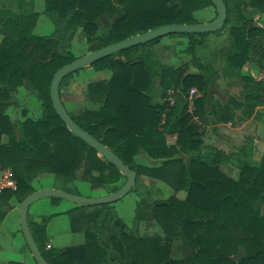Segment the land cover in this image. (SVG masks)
I'll list each match as a JSON object with an SVG mask.
<instances>
[{"label": "trees", "instance_id": "trees-1", "mask_svg": "<svg viewBox=\"0 0 264 264\" xmlns=\"http://www.w3.org/2000/svg\"><path fill=\"white\" fill-rule=\"evenodd\" d=\"M223 3L227 18L220 30L185 34L191 65L206 75L188 74L187 65L170 69L152 61L151 47L161 38L154 39L94 62L88 68L110 76L87 86L93 109L78 117L67 111L82 130L136 173L135 184L144 176L172 189V196L136 211L139 222L150 221L160 233H126V223L113 205H100L71 221L73 232L82 231L84 243L56 251L47 248L43 220L42 225L33 224L31 234L47 264H264V156L258 165L243 161L236 177H231L222 169L231 160L220 151H204L203 128L195 121L203 116L212 123L234 119V111L217 110L211 103L214 70L195 56L205 36L229 27L232 43L225 54L229 71L241 72L260 51L264 58V44L253 45L256 39L264 42V29L245 17L250 11L264 15V0ZM209 7L214 8L211 0H44L43 14L54 27L48 36L34 35L37 13L0 16L5 34L0 41V166L11 169L17 186L14 192L0 194V224L11 209L10 201L19 205L36 191L30 185L32 178L43 174L71 181L81 176L91 190H103V196L125 183L113 165L65 127L51 105L54 74L79 58L70 51L77 30L86 38L87 54L161 26L197 24L195 13ZM215 18L216 11L209 22ZM248 80L252 87L243 102L232 104L243 110L242 117L263 103L257 95L264 91V80ZM20 87L38 94L39 119L9 118L10 98ZM192 89L197 95L189 108ZM156 90L159 104L152 103ZM169 90L179 92L172 106L167 102ZM171 136L175 141L169 145ZM140 153L158 164L135 166ZM178 192L185 193L184 199L176 197ZM174 244L182 248L178 258L171 257Z\"/></svg>", "mask_w": 264, "mask_h": 264}, {"label": "rangeland", "instance_id": "rangeland-1", "mask_svg": "<svg viewBox=\"0 0 264 264\" xmlns=\"http://www.w3.org/2000/svg\"><path fill=\"white\" fill-rule=\"evenodd\" d=\"M44 12V0H0V16L4 14H29L37 13L38 20L34 29V35L48 36L53 30V24L43 14ZM196 20L201 23H208L215 16L214 8L209 7L205 10L195 13ZM264 26V22H258ZM198 24V23H197ZM227 31V30H226ZM225 31V32H226ZM5 34L0 30V41ZM216 35L209 34L203 38L204 43L198 46L195 50V56L203 64H209L213 70H223L226 62H224L223 55L227 50V35H222L219 39H216ZM189 40L185 34H176L164 36L161 42L153 47V59L159 64L178 67L183 63L189 62L191 56L187 54L186 49L188 47ZM88 45L86 38L80 29L74 35L71 42L70 51L74 57H81L86 54ZM118 56V55H116ZM253 69V68H251ZM195 72L191 68V64L187 63L186 72ZM254 71H258L254 68ZM251 70L252 73H255ZM110 76L109 72H95L91 68H85L80 70L79 73L74 74L72 77H66L60 85L61 99L66 111L73 114L75 117L81 116L86 110L93 109L94 105L87 99L86 91L87 86L99 81H106ZM247 76L243 74V77ZM225 77L216 79L213 86H211L212 95L219 96V101L225 104L227 101L222 95L221 89H224ZM244 79V78H243ZM223 80V82H222ZM241 83L244 87V92L249 88L247 81L243 80ZM226 88V86H225ZM240 90L239 96L241 98L243 88H236ZM195 90V89H194ZM242 92V93H241ZM241 94V95H240ZM197 95L196 91L194 96ZM194 96L188 101L189 108ZM239 96L235 97L239 100ZM264 100V95L263 97ZM153 103H158L160 98V91L156 90L153 95ZM189 99V96H188ZM226 101V102H225ZM241 101L243 99L241 98ZM9 109L7 114L12 122H21L25 118L37 120L41 115V101L38 99L36 92L30 93L26 88L20 87L12 94L9 101ZM191 110V109H189ZM243 112L242 109H239ZM255 111V110H254ZM247 115V112L245 113ZM260 115V116H258ZM251 116V115H250ZM235 117L231 123L235 124ZM240 118V117H238ZM204 122L200 123V121ZM242 119V118H241ZM198 123L203 127V143L205 145L212 144L215 141L214 135L209 134L207 127H216L218 125H226L227 123H212L213 119L206 120L205 117L196 118ZM238 121V119H236ZM255 122L250 123L249 129H253V134L261 139L262 150L256 149L255 155L250 153L251 160H232V164L222 166L223 171L228 175L234 176L237 173V169L243 161H247L249 164L258 165L260 158L264 156V119L261 116V110L256 115ZM236 125H231L227 128L233 129ZM262 126V128H261ZM243 135V134H242ZM241 136V135H240ZM175 136L167 137V143L173 144ZM1 142H6V138L2 137ZM244 145L245 141L243 137H237L234 139L226 138V144L228 154H237L235 151L239 144ZM234 144V145H233ZM212 146V145H211ZM249 153V151H246ZM262 154V156H261ZM261 156V157H260ZM255 159V160H253ZM135 166L151 167L157 165L158 162L147 158L144 154L140 153L135 159ZM32 189H58L69 194L85 197V198H98L102 197L104 192L101 189L91 190L90 186L85 183L81 176L76 180L63 178L60 176H54L49 174H43L32 178L30 181ZM125 197L119 201L112 203L117 215L126 223V233L148 236L151 235L157 228L151 226L150 221H138L137 212L145 210V205L149 206L156 199H167L174 193L172 189L166 184L153 180L144 176H141L137 183ZM176 196L183 199L185 194L182 192L176 193ZM55 199V200H53ZM11 209L6 213L3 221L0 224V264H7L8 262H19L21 264H36L31 256V253L26 245L25 239L18 220L19 205L15 200L10 201ZM5 207L2 208V210ZM94 207L82 206L79 207L71 202L57 199V198H43L30 205L28 210V224L30 231L34 232V225H42L43 220L46 221L45 231L47 236V248L52 250H63L68 247L81 245L84 243V235L82 231L73 232L71 228V221H78V218L84 214L95 210ZM158 230V229H157ZM160 233V231L158 230ZM182 248L177 244H174L171 249V257L178 258L181 256Z\"/></svg>", "mask_w": 264, "mask_h": 264}, {"label": "water", "instance_id": "water-1", "mask_svg": "<svg viewBox=\"0 0 264 264\" xmlns=\"http://www.w3.org/2000/svg\"><path fill=\"white\" fill-rule=\"evenodd\" d=\"M215 11V20L208 23H198L194 25L171 24L158 27L137 35L130 39L112 44L100 50L87 53L77 58L72 63L60 68L53 76L49 87V97L53 110L65 127L76 137L94 149L99 157L104 158L107 162L113 165L118 172L125 178L124 185L116 192L98 198H85L73 194L66 193L58 189H39L26 196L19 204L18 220L25 239L26 245L31 253L36 264H47L41 256L34 239L32 237L28 224V210L31 204L43 198H57L71 202L77 206H100L115 203L125 197L134 187L136 181V173L127 167L117 156H115L107 147L82 130L68 115L59 96V86L62 80L78 71L90 67L94 62L111 56L115 53L127 50L129 48L146 44L154 39H159L168 35L176 34H205L214 33L220 30L227 18V11L223 0H211Z\"/></svg>", "mask_w": 264, "mask_h": 264}, {"label": "crops", "instance_id": "crops-1", "mask_svg": "<svg viewBox=\"0 0 264 264\" xmlns=\"http://www.w3.org/2000/svg\"><path fill=\"white\" fill-rule=\"evenodd\" d=\"M245 17H247V19H252L255 27H258L259 29H264V26H262L261 23H258L260 21L264 22V15L263 14H258V13H255L253 11H250L248 14H245ZM225 33L227 35V47L228 48L223 55L224 62H226L225 54L229 51L230 44L232 43V38L229 35V27H226L220 34H212V35H216L215 36L216 39H219ZM161 39L158 43H156L155 45H153L151 47V60L152 61H154L152 49L154 46H156L157 44H159L161 42ZM203 43H204V40H203ZM260 44H264V42H262V40H260V39H256L253 42V45L258 46V47L260 46ZM196 48H195V50H196ZM261 56H262L261 51H260V53L255 54L252 57V59L243 66L241 72L227 70L226 64H225V67L223 68V70H221V72L219 70L218 71L214 70V75H213L212 80L210 82L211 84H210V89H209V97H210L211 103L217 110L224 109L225 107H228L232 112L234 111L233 112L234 118L237 117L236 119H238V121L235 119V122H236L235 124L228 122L226 125L222 124V125H218L216 127H207L206 131L208 130L210 136L214 135L215 138H217V139H214L215 141H212V144H210V145H205L203 143L205 152L212 153V152L220 151L227 157L228 160H231V162H232V160H237V159L251 160L250 159L251 158L250 153H252V151H253V154L255 155L256 149L262 147V144H260L261 139L259 140L258 137L255 136V134H253V129H249L250 128L249 124L250 123H258V122H255V118H256V115L258 114V111H260V110H261V116H263V119H264V100H263V98H261L264 95V91L261 90L257 95V96H259V98L262 100L261 102H263V103H260L258 106L255 107V109H254L255 111L253 110L252 113L250 114L251 116L249 115L246 117H242V114L239 111V109L234 108L232 105L234 102H236V103L243 102V101H241V98L245 95L247 90L252 87V85L248 79L254 80V82H259L261 80H264V58H261ZM154 62L157 63L156 61H154ZM187 63H190V61L183 63L182 65H180L178 67L166 66V65L159 64V63H157V64L164 66V67H167V68H170V69H176V68H179L183 65H187ZM191 68L194 69L195 72H188L187 71L188 74H204V75H206L205 72H202V71L194 68L192 65H191ZM251 68H253V69H251ZM254 68L257 69L258 71H254ZM251 70L254 71L255 73H252ZM243 74H246L247 76L243 77ZM223 76L225 77L224 78L225 79V82H224L225 85H224V89L222 88L221 91H222L223 97L227 101V102L225 101L226 102L225 104H222L221 101L217 100V99H219V96L212 95V91H211V86L214 85L216 79L221 78ZM243 80H246L247 85L249 86V88L245 92H244V87H243V85L245 83L243 85L241 84V83H243L242 82ZM222 82H223V80H222ZM225 86H226V88H225ZM237 87H239L240 89H241V87L243 88L244 93L242 94L241 98L239 96L240 90H237L236 89ZM237 96H239V98H240L239 100H237L235 98ZM160 102L161 101L159 99L158 103L157 102L153 103V99H152L153 104H159ZM258 116H260V115H258ZM203 117H205L206 120L210 119L209 117H206V116H203ZM238 117H240V118H238ZM202 122H204L203 119H202V121H200V123H202ZM236 124H238V125L235 126L233 129L227 128V126L230 127L231 125H236ZM201 127L203 128L204 126H201ZM261 128H262V126H261ZM237 137H243L244 138V141H245L244 145L240 142L241 144H239V147H237V149H235V151L239 150L238 155L237 154L236 155L235 154H228L226 149L229 146L226 144V138L234 139ZM202 140H203V138H202ZM260 149L262 150V148H260ZM247 150L249 151V153L246 152ZM261 156H262V154H261ZM253 160H255V159H253ZM231 177H236V175L231 176ZM182 193H184V192H182ZM153 228H156V227H153ZM154 233H159V232L156 229V231H154L151 235H153ZM151 235L149 234L148 236H151Z\"/></svg>", "mask_w": 264, "mask_h": 264}, {"label": "built area", "instance_id": "built-area-1", "mask_svg": "<svg viewBox=\"0 0 264 264\" xmlns=\"http://www.w3.org/2000/svg\"><path fill=\"white\" fill-rule=\"evenodd\" d=\"M178 91L174 90H169L167 92V102L169 103L170 106L174 105L175 103V95L178 94ZM195 90L192 89L189 92V99L194 96ZM17 186L13 178V173L10 168H4L0 166V194L5 191H11L14 192L16 191Z\"/></svg>", "mask_w": 264, "mask_h": 264}]
</instances>
